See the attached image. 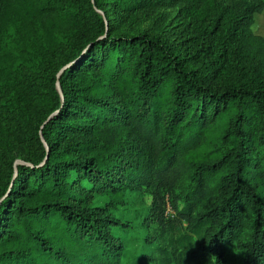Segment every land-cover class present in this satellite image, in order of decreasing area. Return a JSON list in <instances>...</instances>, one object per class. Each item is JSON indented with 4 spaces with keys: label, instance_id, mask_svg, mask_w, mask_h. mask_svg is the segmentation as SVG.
Here are the masks:
<instances>
[{
    "label": "trees",
    "instance_id": "1",
    "mask_svg": "<svg viewBox=\"0 0 264 264\" xmlns=\"http://www.w3.org/2000/svg\"><path fill=\"white\" fill-rule=\"evenodd\" d=\"M140 2L128 0L134 9ZM95 5L102 0H0V24L11 12L15 31L38 23L43 55L65 43L70 63L59 76L63 97L58 75L44 94L33 76L22 79L48 148L25 158L0 195V264H118L121 221L85 202L94 189L109 206L132 189L152 193L159 226L179 229L177 245L159 247L162 264H264V155L254 150L264 146V73L224 76L230 33L221 50L198 46L190 64L159 36L112 35ZM263 9L254 0L248 12ZM5 67L0 60V75L19 74ZM66 132L79 133L85 155H72ZM184 178L193 186L180 207L173 191Z\"/></svg>",
    "mask_w": 264,
    "mask_h": 264
},
{
    "label": "rangeland",
    "instance_id": "2",
    "mask_svg": "<svg viewBox=\"0 0 264 264\" xmlns=\"http://www.w3.org/2000/svg\"><path fill=\"white\" fill-rule=\"evenodd\" d=\"M151 1L142 0L139 8L134 9L128 0H102V5H95V9L106 25H110L112 35L147 32L159 36L174 46L190 64H194L192 54L198 46L212 43L221 50L220 36L230 33L235 48L231 55L222 56L228 64L224 76L232 78L241 72L249 75L264 73V9L248 12L254 0H180L174 5ZM242 15L247 16L238 19ZM14 17L11 12L0 24V60L6 62L5 69L15 67L19 73L15 78L5 75L6 71L0 75V195L6 186L13 184L19 164L28 163L26 159H41L43 146L48 148L42 133L43 143L36 138L37 114L28 100L30 94L22 79L26 75L33 76L38 82L35 86L41 93H46L54 84L53 77L66 65L64 61L69 53V47L63 43L61 51L53 56H44L46 42L39 24L35 23L33 31L21 28L23 26L16 27L15 31L10 26ZM108 30L106 28L105 32ZM107 82L110 85V79ZM55 86L63 97L58 80ZM119 97L116 95L110 99L118 101ZM56 112L49 113L45 120ZM76 140H81L78 132H66L63 137L64 145H71L72 155L81 157L87 152L80 148L81 142L75 143ZM254 150L257 157L264 155V146L256 144ZM192 186V181L184 178L174 189L173 196L178 198L180 207ZM109 199L108 194L94 189L85 202L107 206L120 218L121 224L113 228L115 239L122 247V258L118 264H162L159 247L177 245L179 229L175 225L166 229L159 226L152 193L147 189H132L127 191L121 202L111 206Z\"/></svg>",
    "mask_w": 264,
    "mask_h": 264
},
{
    "label": "built area",
    "instance_id": "3",
    "mask_svg": "<svg viewBox=\"0 0 264 264\" xmlns=\"http://www.w3.org/2000/svg\"><path fill=\"white\" fill-rule=\"evenodd\" d=\"M167 212L168 213H174V210L172 209V207H171L169 202H168Z\"/></svg>",
    "mask_w": 264,
    "mask_h": 264
},
{
    "label": "water",
    "instance_id": "4",
    "mask_svg": "<svg viewBox=\"0 0 264 264\" xmlns=\"http://www.w3.org/2000/svg\"><path fill=\"white\" fill-rule=\"evenodd\" d=\"M70 63H68V64H66L64 67H62V69L60 70V72H59V74H58V83H59V76H60V73L62 72V71H64L65 70V68L69 65ZM17 167V166H16Z\"/></svg>",
    "mask_w": 264,
    "mask_h": 264
}]
</instances>
